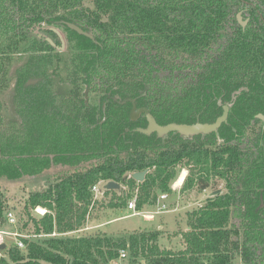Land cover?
<instances>
[{
    "label": "trees",
    "instance_id": "obj_1",
    "mask_svg": "<svg viewBox=\"0 0 264 264\" xmlns=\"http://www.w3.org/2000/svg\"><path fill=\"white\" fill-rule=\"evenodd\" d=\"M240 7V0H0V90L14 56L27 54L12 94L20 121L9 124L0 115V177L88 162L28 194L25 223L45 238L5 248L8 258L0 264H110L125 260L121 251L126 264H227L234 253L244 264H264V128L249 125L254 113H264V27L250 10L253 19L242 30ZM258 9L264 16V5ZM59 20L77 24L95 41L65 27L60 50L50 42L60 45L52 30H45L50 41L30 34ZM61 72L73 86L65 100L55 92ZM29 78L36 82L28 84ZM80 85L97 101L86 106ZM112 97L137 98L160 124L213 121L227 100L229 125L192 138L125 131L145 119L131 120L130 103ZM180 167L188 170L182 192L216 188L219 181L225 189L187 213L184 249L160 247L159 229L75 234L93 206L96 183L137 185L140 209L158 192L171 191ZM145 169L140 183L123 179ZM125 202L119 196L108 204ZM36 206L46 209L39 218L30 214ZM6 210L0 192V223Z\"/></svg>",
    "mask_w": 264,
    "mask_h": 264
},
{
    "label": "rangeland",
    "instance_id": "obj_2",
    "mask_svg": "<svg viewBox=\"0 0 264 264\" xmlns=\"http://www.w3.org/2000/svg\"><path fill=\"white\" fill-rule=\"evenodd\" d=\"M85 5L92 7V3L89 1H86ZM42 27L55 30L58 37H60L61 41L63 42V48L66 47L65 34L61 31L59 26L44 24ZM35 32H39L40 35H45L41 28H35ZM54 46H56L55 43ZM26 56V53L14 56L16 59L10 63L9 71L6 76L9 78V81L7 82L8 79H4V84L7 85L0 90V115L2 119L9 124L18 123L20 121V116L16 111L12 94L15 90V75L17 74V69L24 63ZM63 76V72L60 73L59 77L56 76L55 80H57V84L55 87V92H57L58 98L65 100L66 97H69L68 93L73 88V86H71L69 81L64 79ZM27 82L28 84H31L34 82V80L29 78L27 79ZM84 89L85 86L80 85L79 92L81 93V96H83ZM87 97L88 102L94 103L97 101V99L91 98L90 94H88ZM10 127L12 126L10 125ZM5 128H8L7 124H5ZM11 131H14V129ZM87 164V161L78 162L74 165L58 163L51 164L41 172L34 175H23L18 178H8L6 176H1L0 192L6 198L7 208L12 210V212L15 214L16 224L8 225L7 222L4 221L0 223V229L25 235V238L28 240H42V238H45L44 235L39 236L32 233L33 226L31 221L25 223L27 221V214L24 211V205L28 194L34 191L46 189L54 181H56L58 177L67 175L69 172L71 173L77 169L82 170ZM182 169H185V176H187L188 170L186 168L180 167L177 177L170 182L171 191L168 192L166 198L161 199L160 192H158L157 198L152 204H145L142 208L137 209L145 213H153L152 219H146L142 212L133 213L134 211L131 209L109 206L108 203L111 200L117 199L119 196L125 198L127 197V202L133 200L136 204V195L138 192L137 185L135 188L130 189L128 186L121 184V188L118 190V193L104 194V192L99 193L92 191L93 206L90 209L87 220L90 219L91 221L95 222L108 221L99 229L106 232L107 234L113 235L117 234L121 230H133L138 228L159 229L161 232L159 237L160 247L169 248L171 250L184 249L185 243L183 241L182 234L187 229V213L203 205L211 190L217 188L224 191L225 189L223 181H219L216 188L209 187L202 192H198L194 188L189 191L182 192L180 191L181 184L178 187H174V183L179 177ZM127 202H125L126 207ZM42 209L45 208L41 206L30 208V214L35 218H39L44 214H41ZM77 234L81 235L82 233ZM6 242L8 244L13 243V238L7 237ZM22 252H24V250H22ZM0 257L8 258L7 249L5 251H1ZM122 258H125L126 260L128 255ZM125 260L121 262L117 261V263L126 264L127 262ZM243 262L244 261L242 260L241 256L234 253V255L231 256V260L227 264H244ZM144 263V259L138 260V264ZM204 263L208 264L207 262Z\"/></svg>",
    "mask_w": 264,
    "mask_h": 264
},
{
    "label": "water",
    "instance_id": "obj_3",
    "mask_svg": "<svg viewBox=\"0 0 264 264\" xmlns=\"http://www.w3.org/2000/svg\"><path fill=\"white\" fill-rule=\"evenodd\" d=\"M240 13H237V18L240 21ZM60 24L64 27H69L76 31L80 35H84L92 40L95 41L94 36L92 33L85 31L80 26L76 25L72 22H66V21H60ZM85 100H87V90L85 91ZM133 108L130 112V117L132 119H135L138 115L144 114L147 125L146 127H137L136 130L144 133V134H151L156 133L158 137H162L169 132H175L179 133L183 137H189L194 134H205L209 132H215L222 122H225L228 115V106H223V112L221 115H219L213 122H194V123H177V122H169L167 124H159L154 116L149 112V110L146 107H140L135 109V103L133 100H131ZM147 173V169L142 171H135L132 172L130 175H124L123 179H126L127 177H132L137 182H142L145 178V174ZM102 188L104 190H119L121 188V184L114 180H107L102 184ZM220 192V189L212 191L210 195H217ZM5 244L0 245V249H4ZM205 264V263H200Z\"/></svg>",
    "mask_w": 264,
    "mask_h": 264
},
{
    "label": "flooded vegetation",
    "instance_id": "obj_4",
    "mask_svg": "<svg viewBox=\"0 0 264 264\" xmlns=\"http://www.w3.org/2000/svg\"><path fill=\"white\" fill-rule=\"evenodd\" d=\"M240 2H241V7H240V9L238 10L237 13H240L241 17H240V21H239V19L237 18V13H236V20H237V22L239 23V25L241 26L242 30H244V29L247 27V25H249V24L251 23V21H252V19H253L252 16H251V14H249L250 10H253V11L255 10V11H256V13H257V15H258V18L260 19V21H261V23H262V25H263V27H264V16L261 14L260 10L258 9V7H259V8H262V5H264V0H255V1H250V0H240ZM242 19H243V20H242ZM60 21H62V20L55 21V23H53V24L42 23V25L46 24V25H55V26H59V28L61 29V31L65 34V32H64L62 29L65 28L66 26L63 27V26L60 24ZM63 21H66V20H63ZM66 22H69V21H66ZM42 25H41V26L36 25L34 28H32V29L30 30V34L33 35V36H35V37H37V38L44 37V38H46V39L49 38V41H50V39H51V40H54L53 37H52L51 35L47 34V32L45 33V30H46V29H50V28H43ZM76 25H77V24H76ZM35 28H41L45 35H40L39 32H35ZM50 30H52V31L55 33L56 38H58L59 41H60V45H59V46L56 45L55 47H56V48H59L60 50L65 49V48H63V44H62L63 42L61 41L60 37H58L56 31L53 30V29H50ZM85 31H86V30H85ZM65 39H66V35H65ZM50 42L54 45V42H55V41H53V42L50 41ZM33 80H34V82H36V79H33ZM34 82H33V83H34ZM27 83H28V82H27ZM86 90H87V96H88V94H90V93H89V87L85 85V89H84V92H83V98H84V104L87 106V105H89V102H88V100H85V91H86ZM87 99H88V97H87ZM112 99L115 100V101H117V102L120 103V104H127V103H130L131 106H130V109H129V117H130V112H131V110H132V108H133V105H132L131 100H133L134 103H135V109L140 108V107H146V108L149 110V108H148L147 106H144V105H138V103H137V101H138L137 98H130V97H127V98H124V99H117L116 97H112ZM224 105H227V106H228V115H229V110H230L231 102L225 100V101L222 103V105H221V106H222V111H221V113L223 112V106H224ZM149 112H150V110H149ZM150 113H151V112H150ZM221 113H220L219 115H221ZM151 114H152V113H151ZM152 115H153V114H152ZM219 115H218V116H219ZM228 115H227V119H226V121H225V122H222V124H227V125H229V122H228ZM153 116H154V115H153ZM218 116H216L215 119H216ZM141 117H143V118L145 119V122H144L143 125L136 126L135 128H132L131 130H130L129 128H126L125 131L134 132V131H137V130H136L137 127H146V125H147V121H146V118H145L144 114H140V115H138L135 119H132L131 117H130V118H131V120L136 121V120L140 119ZM154 118H155V117H154ZM215 119H214V120H215ZM155 120H156V118H155ZM214 120H213V121H214ZM253 120H254V121H255V120H258V121H257V122H256V121L254 122ZM156 121H157V120H156ZM213 121H198V120H196V121H193V122H177V123L213 122ZM159 124H160V123H159ZM165 124H167V123H165ZM222 124H221V125H222ZM221 125H220V126H221ZM249 125H255V128H257L258 126L261 125V127L264 128V113L261 112V111H258V112H256V113H254V114H253V119H251V120L249 121ZM219 128H220V127H219ZM219 128H218V129H219ZM218 129H217V130H218ZM217 130H216L215 132H209V133H205V134H201V135L204 136V135H206V134L216 133ZM137 132H139V131H137ZM140 133H141V132H140ZM170 133H175V132H169L168 134H166V135H164V136H162V137H158L156 133H151V134H144V133H142V134H144V135H152V134H155L157 138L164 139V138H167V137L169 136ZM175 134H178L179 136H181L179 133H175ZM195 135H199V134H194V135L189 136V137H183V136H181V137H182V138H192V137L195 136ZM246 139H248L250 142H253L252 139H251L249 136H246ZM182 168H183V167H182ZM182 170H185V169H182ZM180 173H181V172H180ZM185 177H186V176H185ZM185 177H184V179H185ZM184 179H183L182 182L180 183L181 185H182ZM181 185H180V187H181ZM215 190H218V189L216 188V189H214V190H211V191L209 192L208 195L211 196L210 193H211L212 191H215ZM221 192H222V190L220 189V192H219L218 194H220ZM166 194H167V193H166ZM218 194H217V195H218ZM212 196H216V195H212Z\"/></svg>",
    "mask_w": 264,
    "mask_h": 264
},
{
    "label": "built area",
    "instance_id": "obj_5",
    "mask_svg": "<svg viewBox=\"0 0 264 264\" xmlns=\"http://www.w3.org/2000/svg\"><path fill=\"white\" fill-rule=\"evenodd\" d=\"M102 183H104V182L96 183L95 185H93L91 187V190L93 192L102 193L103 190H104L102 188ZM166 197H167V194L166 193L160 194V198L161 199H164ZM163 206H164V204H163ZM127 208L133 210L134 211L133 213H141L142 212L140 210H137L136 204H135V202L133 200L128 201ZM37 210H38V208H37ZM40 211H41V209H40ZM45 212H46V209H42L41 214H43ZM142 214H143V216L145 218H152L153 217V213H145V212H142ZM4 217H5V220H6V222H7L8 225H14V224H16V216L12 212V210H10V209L6 210L5 211V214H4ZM7 237H12L13 238V243L8 244L6 242V238ZM23 238H25V235L19 234L17 232H9V231H4V230H1L0 229V245L1 244H5V248L10 247V246H16L18 248H23L24 247V240H23ZM4 249H0V253ZM124 256H125V252L124 251H121L120 252V257H124ZM113 262L116 264L115 261H113Z\"/></svg>",
    "mask_w": 264,
    "mask_h": 264
},
{
    "label": "crops",
    "instance_id": "obj_6",
    "mask_svg": "<svg viewBox=\"0 0 264 264\" xmlns=\"http://www.w3.org/2000/svg\"><path fill=\"white\" fill-rule=\"evenodd\" d=\"M124 208H127L126 206H123ZM116 208H121V207H116ZM128 209V208H127ZM153 218V217H152ZM152 218H146V219H152ZM111 220V219H110ZM114 220V219H113ZM106 222L108 221H100V222H95V221H91L90 219L86 220L85 224H84V227L77 230L75 233H82V234H87V233H94V232H104L102 230H100L99 228L105 224ZM138 229H144V228H138ZM138 229H133V230H121L120 232H118L117 234L121 233V232H131V231H134V230H138ZM106 233V232H104ZM107 234V233H106ZM109 235H113V234H109ZM116 235V234H115ZM110 264H115L114 262H111ZM116 264H118L116 262Z\"/></svg>",
    "mask_w": 264,
    "mask_h": 264
},
{
    "label": "bare ground",
    "instance_id": "obj_7",
    "mask_svg": "<svg viewBox=\"0 0 264 264\" xmlns=\"http://www.w3.org/2000/svg\"><path fill=\"white\" fill-rule=\"evenodd\" d=\"M185 177V170H182L179 177L176 179L175 183H174V187H178L180 185V183L182 182V180Z\"/></svg>",
    "mask_w": 264,
    "mask_h": 264
}]
</instances>
